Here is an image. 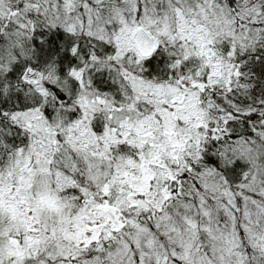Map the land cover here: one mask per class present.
<instances>
[{"label":"snow or ice","instance_id":"6c2138e0","mask_svg":"<svg viewBox=\"0 0 264 264\" xmlns=\"http://www.w3.org/2000/svg\"><path fill=\"white\" fill-rule=\"evenodd\" d=\"M0 264H264V0H0Z\"/></svg>","mask_w":264,"mask_h":264}]
</instances>
